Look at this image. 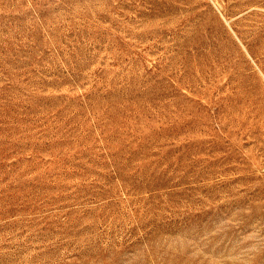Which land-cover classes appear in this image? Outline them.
Masks as SVG:
<instances>
[{
	"label": "rangeland",
	"instance_id": "obj_1",
	"mask_svg": "<svg viewBox=\"0 0 264 264\" xmlns=\"http://www.w3.org/2000/svg\"><path fill=\"white\" fill-rule=\"evenodd\" d=\"M0 264H264V0H0Z\"/></svg>",
	"mask_w": 264,
	"mask_h": 264
}]
</instances>
